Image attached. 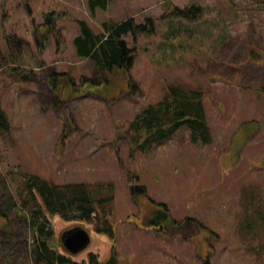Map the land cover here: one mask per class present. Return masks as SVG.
Masks as SVG:
<instances>
[{
	"label": "rangeland",
	"instance_id": "rangeland-1",
	"mask_svg": "<svg viewBox=\"0 0 264 264\" xmlns=\"http://www.w3.org/2000/svg\"><path fill=\"white\" fill-rule=\"evenodd\" d=\"M128 18L130 78L77 54L79 20L99 33ZM50 71L74 90L51 88ZM170 85L202 93L211 141H192L183 126L141 149L130 122ZM263 85L264 0H110L94 11L88 0H0V95L11 121L0 131V264H37L32 209L19 194L25 173L113 195L115 238L95 231L96 214L51 216L61 252L64 232L89 231V246L68 253L79 264H97L92 252L99 264H264ZM160 202L173 224L151 223Z\"/></svg>",
	"mask_w": 264,
	"mask_h": 264
},
{
	"label": "trees",
	"instance_id": "trees-1",
	"mask_svg": "<svg viewBox=\"0 0 264 264\" xmlns=\"http://www.w3.org/2000/svg\"><path fill=\"white\" fill-rule=\"evenodd\" d=\"M109 1L88 0V5L91 11L98 7L106 9ZM177 11L181 14L186 13L180 8ZM78 23L80 32L73 40L77 54L91 59L99 72L112 73L119 69L125 71L130 78L127 72L133 66L134 55L125 35L134 29L133 18L118 23L104 21L105 32L99 33L84 20H79ZM48 80L51 88L58 85L59 81L68 83L72 90L75 88L73 81L65 73L50 71ZM261 91L264 96V85ZM183 126L190 129L192 141L203 144L211 141L202 93L197 90L187 91L180 85H170L162 99L146 105L130 122L134 144L145 150L154 143L173 136ZM10 129L11 121L2 105L0 95V131L8 132ZM24 178V187L20 188L19 194H24L22 205L30 206L32 209L28 221L33 231L32 255L37 264H79L71 258L72 253L61 252L52 244L54 240L52 215L63 217L70 215L71 220L88 221L96 214L100 225L95 231L115 238L113 226L108 220V215L112 212L106 207L113 200V195L105 196L103 190H94L101 186L92 187L87 183L59 185L27 173L24 174ZM142 188L146 191L145 186ZM152 205L158 215L151 223L158 225L174 223L165 203ZM62 245L64 246L63 242ZM90 261L99 264L97 254L92 252Z\"/></svg>",
	"mask_w": 264,
	"mask_h": 264
},
{
	"label": "water",
	"instance_id": "water-1",
	"mask_svg": "<svg viewBox=\"0 0 264 264\" xmlns=\"http://www.w3.org/2000/svg\"><path fill=\"white\" fill-rule=\"evenodd\" d=\"M62 242L70 253L77 254L89 246L91 235L88 230L77 227L64 232Z\"/></svg>",
	"mask_w": 264,
	"mask_h": 264
}]
</instances>
